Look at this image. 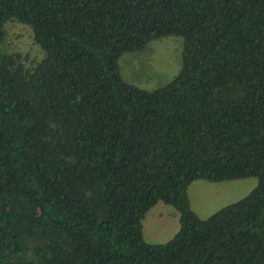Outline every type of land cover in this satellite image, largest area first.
Returning a JSON list of instances; mask_svg holds the SVG:
<instances>
[{
	"label": "trees",
	"instance_id": "obj_1",
	"mask_svg": "<svg viewBox=\"0 0 264 264\" xmlns=\"http://www.w3.org/2000/svg\"><path fill=\"white\" fill-rule=\"evenodd\" d=\"M42 57L0 47V264H264V0H0ZM182 39L153 90L117 58ZM255 177L205 218L197 179ZM178 213L142 237L157 202Z\"/></svg>",
	"mask_w": 264,
	"mask_h": 264
},
{
	"label": "rangeland",
	"instance_id": "obj_2",
	"mask_svg": "<svg viewBox=\"0 0 264 264\" xmlns=\"http://www.w3.org/2000/svg\"><path fill=\"white\" fill-rule=\"evenodd\" d=\"M0 47L6 52H18L24 65L42 57L40 47L33 41L28 26L8 19ZM182 39L167 35L152 39L139 50L122 53L117 58L121 79L141 89L153 90L169 82L181 64ZM255 177L217 182L201 179L191 181L186 189L190 208L199 218H205L220 207L244 196L255 185ZM178 228L177 211L163 202L151 206L141 220L142 237L149 243L168 240Z\"/></svg>",
	"mask_w": 264,
	"mask_h": 264
}]
</instances>
